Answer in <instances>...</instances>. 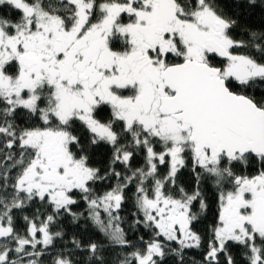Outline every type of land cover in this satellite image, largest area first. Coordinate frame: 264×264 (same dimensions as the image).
I'll use <instances>...</instances> for the list:
<instances>
[{
	"label": "snow or ice",
	"instance_id": "snow-or-ice-1",
	"mask_svg": "<svg viewBox=\"0 0 264 264\" xmlns=\"http://www.w3.org/2000/svg\"><path fill=\"white\" fill-rule=\"evenodd\" d=\"M0 264H264V0H0Z\"/></svg>",
	"mask_w": 264,
	"mask_h": 264
}]
</instances>
